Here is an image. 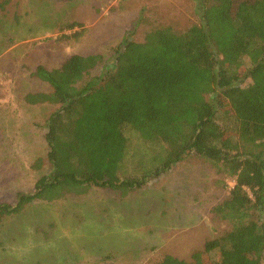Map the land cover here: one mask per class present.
<instances>
[{
  "label": "trees",
  "instance_id": "1",
  "mask_svg": "<svg viewBox=\"0 0 264 264\" xmlns=\"http://www.w3.org/2000/svg\"><path fill=\"white\" fill-rule=\"evenodd\" d=\"M197 9L199 23L182 31L124 37L112 67L98 76L90 72L100 55L36 67L32 76L50 92L28 93L23 102L56 107L44 135L48 171L14 202H0V223L34 202L91 189L125 197L197 158L232 180L228 197L210 210L229 229L188 261L164 255L155 264H264V0H197ZM218 114L233 128H223ZM140 148L152 166L146 160L143 175L133 177L124 159ZM42 166L38 159L31 167Z\"/></svg>",
  "mask_w": 264,
  "mask_h": 264
},
{
  "label": "rangeland",
  "instance_id": "2",
  "mask_svg": "<svg viewBox=\"0 0 264 264\" xmlns=\"http://www.w3.org/2000/svg\"><path fill=\"white\" fill-rule=\"evenodd\" d=\"M197 10V0H0V202H14L48 171L44 135L56 107L23 102L28 93L50 92L32 76L37 66L100 55L90 72L98 76L112 67L124 37L140 42L152 29L182 31L199 23ZM218 121L233 128L223 114ZM138 151L124 159L133 177L143 175L146 160L152 166L151 153ZM38 159L41 170L31 167ZM232 185L210 163L190 158L125 197L91 189L34 202L1 221L0 264H155L164 255L188 261L229 229L210 210ZM210 257L219 263L216 253Z\"/></svg>",
  "mask_w": 264,
  "mask_h": 264
}]
</instances>
